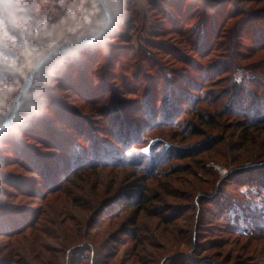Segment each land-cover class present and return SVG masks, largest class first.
I'll return each instance as SVG.
<instances>
[{"label":"rangeland","instance_id":"374dc122","mask_svg":"<svg viewBox=\"0 0 264 264\" xmlns=\"http://www.w3.org/2000/svg\"><path fill=\"white\" fill-rule=\"evenodd\" d=\"M75 1L84 16L64 18ZM93 1L23 0L27 22L0 38V125L47 51L104 25ZM171 1L107 4L100 39L34 73L0 128V264H264V121L249 126L264 114V18H242L264 0ZM122 120L142 142L115 141ZM106 148L160 151L137 160L160 166L147 176ZM138 188L148 197L128 205Z\"/></svg>","mask_w":264,"mask_h":264},{"label":"trees","instance_id":"16d2710c","mask_svg":"<svg viewBox=\"0 0 264 264\" xmlns=\"http://www.w3.org/2000/svg\"><path fill=\"white\" fill-rule=\"evenodd\" d=\"M165 2H167V3H170V4H172V1L171 0H165ZM170 4H169V6H170ZM263 10V12H264V9H262ZM242 18H244V17H247L245 20H246V24H247V26L249 27V28H251L252 27V22L250 21V20H248V18H251V19H253V20H260V19H262V18H264V13L260 16V15H255L254 14V11L253 10H248V11H243L242 12ZM205 42H206V40H205ZM203 43V42H202ZM146 47H148V48H150L151 47V45L150 44H148L147 43V45H146ZM252 83H253V81H252ZM255 85V84H254ZM255 91H258L259 89H261L262 87H259V86H257V85H255ZM239 89H237V91H238ZM259 105V104H258ZM214 107V106H213ZM94 109H95V106H94ZM105 112V111H104ZM212 112L214 113V115L215 116H220V114L221 113H223L221 110H218L216 107H214L213 108V110H212ZM208 114V112H200V116L199 115H197L196 116V118H195V120H193V122L194 121H198L199 122V124H204V125H206V126H208L209 128H211V130H213V129H217L218 128V126H219V121L218 120H216V121H214L213 123H207V122H205V120H206V116L205 115H201V114ZM229 114V113H228ZM256 114V113H255ZM94 116H98V114L96 113ZM199 116V117H198ZM253 116V115H252ZM260 116V114L258 113L257 114V116L256 115H254V117H259ZM262 117H261V119H256V120H253V122H250V124H249V126L251 127V128H253V129H256L257 127V124L258 123H260V122H262V121H264L263 119H264V114L263 115H261ZM198 117V118H197ZM113 124L115 123L114 121L112 122ZM113 124H111V125H113ZM194 124H192V126H193ZM120 127V128H119ZM119 131H115V141H118V144L119 145H123V146H125L127 143H133V144H137V143H139V142H142L143 141V137H141V135L139 136V133L138 132H136V130L132 127V124H131V122H128L127 120H122V121H119ZM111 128V127H110ZM121 128H126L127 129V132H124V131H122L121 130ZM243 129V128H242ZM212 143H213V141L214 140H210ZM215 142V141H214ZM218 142H220V141H218ZM201 143V142H200ZM152 144V143H151ZM159 144H161V143H159ZM201 146L202 147H204V144L203 143H201ZM153 146H151L150 145V149L152 148ZM201 147V148H202ZM188 148V147H187ZM196 149V148H195ZM206 151V148L204 147V148H202V150L201 151ZM107 151H109V148H106V149H103V151H102V153H104V152H107ZM207 151H211L210 149H207ZM192 153V152H191ZM191 153H186V155H183V158L184 157H186L187 155L189 156V158L190 157H192V154ZM99 154V153H98ZM159 154H160V151H159ZM159 154H157V155H153V154H150V155H144V156H142V159H136V160H131V161H129L128 159H126V158H122V159H120L119 158V156H118V153H117V151L116 150H113V151H109V152H107V155L109 156V157H111V155L113 156V162H115V161H117V159H119L120 161L118 162V163H121V164H119L120 166L121 165H131V166H134L135 168L137 167L138 168V170H142L143 172H145L144 174L145 175H150V176H152L153 174H155L156 173V171H157V168L160 166V164H155L154 166H156V169H154L152 166H149V165H147V166H139V164H138V161L137 160H139L140 162H142V164H144V165H146V164H148L149 162H151L152 160H155L156 159V157H158L159 156ZM182 154H178V153H176V156H177V158H180V156H181ZM130 158V157H129ZM132 159V158H131ZM143 160V161H142ZM104 162H106V161H104ZM110 163H112V162H110ZM147 171V172H146ZM148 197V195H143V193H142V191L138 188V191L136 192V193H132V194H130V195H127V196H125V198L126 199H128L129 201H127V203H128V205H130V206H134V205H136V206H142V203L144 202V200L143 199H146ZM155 200H157V199H155ZM126 203V202H125ZM134 227H135V229L133 230V231H127V232H125L124 233V235H129L130 237H133L134 239L136 238V237H138V235H137V232L138 231H141V228L140 227H138L137 225H135V223H134Z\"/></svg>","mask_w":264,"mask_h":264},{"label":"water","instance_id":"95a60500","mask_svg":"<svg viewBox=\"0 0 264 264\" xmlns=\"http://www.w3.org/2000/svg\"><path fill=\"white\" fill-rule=\"evenodd\" d=\"M99 2L101 3L102 8H103L107 18H106V21H105L104 25L96 33L103 32L108 27L109 21L111 20V13H110V10H109V8L107 6L106 1L105 0H99ZM96 33H94L90 37H86V38H83V39H79V40H76V41L65 43V44H62L60 46H57V47L47 51L45 53V55L43 56V58L40 61H38L36 64H34L32 69L30 70V72L28 74V78H27L25 84L20 88L16 98L13 101V104H12L10 110L8 111V113L6 115L5 124H8V122L10 121L12 115H14L16 113V111L18 109V105L22 101L24 95L26 94V92L28 91V89H29V87L31 85L34 73L36 71H38L39 69H41L46 64V62L49 59L54 58L56 56H59L63 52H66V51H68V50H70L72 48H75V47L79 46V45L92 42L94 40L93 37L96 35ZM5 124L0 125V128L2 126H4Z\"/></svg>","mask_w":264,"mask_h":264},{"label":"clouds","instance_id":"9594fccd","mask_svg":"<svg viewBox=\"0 0 264 264\" xmlns=\"http://www.w3.org/2000/svg\"><path fill=\"white\" fill-rule=\"evenodd\" d=\"M22 3L23 0H0V38H9L14 42L15 38L9 36L8 28L21 27L27 22V10ZM101 36L102 32H98L93 39H100ZM10 63L14 65L15 61Z\"/></svg>","mask_w":264,"mask_h":264},{"label":"crops","instance_id":"0c3cea01","mask_svg":"<svg viewBox=\"0 0 264 264\" xmlns=\"http://www.w3.org/2000/svg\"><path fill=\"white\" fill-rule=\"evenodd\" d=\"M61 1V0H60ZM63 1V0H62ZM106 3L108 5L114 4L115 0H105ZM37 3H33V5H36ZM88 4L91 5L95 4L93 0H88ZM87 8V6H86ZM86 8H84L83 10H81V8L78 6V3L75 2H70L69 3V9L66 12V16L64 18L70 19V20H81V18L84 16V13L87 11L85 10ZM92 19V18H90Z\"/></svg>","mask_w":264,"mask_h":264}]
</instances>
